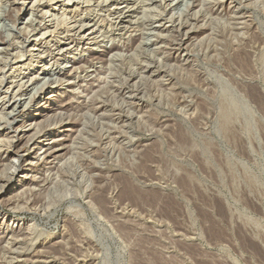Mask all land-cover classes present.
I'll return each instance as SVG.
<instances>
[{"label": "rangeland", "instance_id": "374dc122", "mask_svg": "<svg viewBox=\"0 0 264 264\" xmlns=\"http://www.w3.org/2000/svg\"><path fill=\"white\" fill-rule=\"evenodd\" d=\"M110 3L0 0V99L59 156L23 145L0 183V264H264V0H152L164 26L135 11L127 31ZM1 102L5 178L22 118Z\"/></svg>", "mask_w": 264, "mask_h": 264}, {"label": "bare ground", "instance_id": "6f19581e", "mask_svg": "<svg viewBox=\"0 0 264 264\" xmlns=\"http://www.w3.org/2000/svg\"><path fill=\"white\" fill-rule=\"evenodd\" d=\"M74 0H69V2H73ZM97 1V0H96ZM108 1H111L110 5L109 6H113V8L111 9L112 10V14L111 16L113 17V20L115 21V24L113 26H116L117 28H119L120 30H123V31H127L128 29V26L129 24H132V20L130 19V13L132 14H137V12H140V14H142V20L144 23H146V25H148L147 22H152V24L154 23H160L159 26H164L163 23L165 22L166 20V16L163 15L161 13L160 14H157L155 12V8H153V6H149V5H144L145 2L148 3V1H152V0H139L141 2V4L143 3V7H139V3L137 1H134V0H105V2H108ZM100 2V1H99ZM9 3V2H8ZM151 3V2H150ZM166 4V3H165ZM164 4V5H165ZM168 7V6H167ZM166 7V9H167ZM222 7V6H221ZM110 8V7H109ZM261 8V7H260ZM158 9V8H157ZM161 9V8H160ZM219 9V8H218ZM263 10V9H262ZM261 10V11H262ZM94 11V10H93ZM108 11V10H107ZM137 11V12H135ZM183 11V10H181ZM43 12V11H42ZM158 12V11H157ZM218 12V11H217ZM134 16V15H133ZM69 17V16H68ZM157 17H160L162 18L161 21H155ZM179 17V16H178ZM109 18V17H108ZM180 18V17H179ZM219 18V17H218ZM65 19V17H64ZM168 19V18H167ZM171 19L173 20H170L168 19V21L170 20V23L173 24V26L175 28L178 29V32L180 31H185V34L186 35V39L185 38H180L177 40V46L180 47V49L178 50H184L185 47L188 46V38H189V30L187 31L186 28V25L183 23V21L181 19H176L171 17ZM248 19V18H247ZM135 22V20H134ZM222 22V21H221ZM77 25L74 26V28L77 29V33L79 35V43H81L82 41H86L87 37L89 34H87V32H89L90 29H92V32L91 34L94 33V28L95 27H98L97 25V22L94 20H92L91 18H86V19H82V20H79L77 23ZM166 24V23H165ZM132 26V25H131ZM145 26V25H144ZM154 26V25H153ZM226 26V25H225ZM191 27V26H190ZM114 29V28H113ZM117 30V29H116ZM131 30V29H130ZM142 30V29H141ZM155 30V29H154ZM33 32V31H32ZM44 32V31H43ZM136 33V30H132L131 32V36H132V39L133 41H136V47H138L139 45H142L140 41V39H134V38H137V36L139 35H134L133 34ZM27 33V32H26ZM161 33V32H160ZM181 35V33H180ZM135 36V37H134ZM160 36V35H159ZM140 37V36H139ZM184 37V36H183ZM130 38V37H129ZM191 39V38H190ZM77 41V40H76ZM145 41V40H144ZM161 42V41H160ZM143 43V42H142ZM138 44V46H137ZM133 45V44H132ZM135 46V45H134ZM140 47V46H139ZM59 52L60 51H63L64 48L61 50V48H59ZM120 48L119 46H112L110 49L107 50V54H111L112 55V58H116V57H119L121 56L123 53L122 52H119L121 53V55L118 53V51H120ZM138 49V48H137ZM67 50V49H66ZM186 50V49H185ZM65 51V50H64ZM123 51V50H122ZM130 52V51H129ZM133 53V51H132ZM126 55V54H125ZM124 56V55H123ZM133 56V55H132ZM140 58V57H139ZM15 61V60H14ZM130 63L133 64L134 60L131 58L130 56ZM143 62V61H142ZM123 64V63H122ZM142 65V64H141ZM106 66V64H105ZM125 66V65H124ZM128 66V65H127ZM133 66V65H132ZM124 68V67H123ZM122 68V69H123ZM148 69V67H147ZM2 71V70H1ZM61 72V71H60ZM59 72V73H60ZM123 72V71H122ZM129 72H132L133 75H136L134 76V79L137 78L138 73L136 72V70L134 71L133 69H130ZM150 72V71H149ZM131 73V74H132ZM141 73V72H140ZM152 73V72H151ZM64 75H66V72L63 73ZM67 76V75H66ZM105 77V76H104ZM132 78V77H130ZM133 78L131 80H129V82H132L134 80ZM3 84V82H2ZM1 84V86H2ZM5 84V83H4ZM10 84V83H8ZM25 85V84H23ZM89 85V84H88ZM135 86V85H134ZM136 87V86H135ZM3 88V87H2ZM20 88V87H19ZM131 88H133V86H131ZM14 89V88H13ZM129 88H126L122 91L123 95H127V94H130L131 93V90H129ZM137 89V88H136ZM20 90V89H19ZM15 91V90H14ZM14 91H11V87H8L7 88V91L5 93V97H2L3 99H0L2 100L3 104H4V108L7 109L9 111L8 115H14L15 113H17V115L13 116L12 117V123H14L17 118L20 116L22 118V123L21 125L17 126L14 130V135L11 137V140L10 142L8 143V147L7 149L8 150H12L14 151V154L11 156V155H5L4 157H2L3 159L5 160H10V162L12 163V165L10 166L11 169L8 173V175H6V177L4 178V176L0 174V183L1 182H4L5 184H10V182L13 181L14 177H16L19 173H20V169L22 167V164L24 162H26L27 160L25 159V157L23 155H21V149H22V146L23 145H28L30 146L31 148H37L39 147V151H42L43 150V153L40 155L42 157V155L46 156H50L51 158L53 157L54 160H57L58 159V155H57V151L54 149L53 146H51V144H46V141L50 140L49 137H50V133L48 132V129H43L42 127V124L41 123H37V116H35L33 113H24V109L20 111V108L22 107L20 104H21V101H19L18 99L21 98L20 95L18 94V92H14ZM16 91H18L16 89ZM134 91V90H133ZM3 93V92H2ZM136 93V92H135ZM134 93V94H135ZM139 93V92H138ZM22 94V93H21ZM133 94V93H132ZM141 94V93H140ZM1 102V103H2ZM63 105V104H62ZM62 105H61V108H62ZM116 105V104H115ZM85 106V105H84ZM87 107V106H86ZM23 108V107H22ZM60 108V107H59ZM60 108V109H61ZM65 108V107H64ZM100 108V107H99ZM104 108V107H103ZM88 110V109H87ZM100 110V109H99ZM104 110V109H103ZM88 113V112H87ZM96 113V112H95ZM90 114V113H89ZM120 116V115H119ZM5 117V116H4ZM125 117V116H124ZM128 119H130V117L128 116L127 117ZM5 119V118H4ZM119 119L122 120V117L120 116ZM132 120V118H131ZM11 122V121H10ZM36 122V123H35ZM137 122V121H136ZM35 124V125H34ZM32 126H37V129L34 130L32 134H30L28 136V138L24 141L25 139V136L24 134V130L26 129V127H32ZM11 128H14V126L12 125ZM10 128V129H11ZM103 129V128H102ZM79 135V134H78ZM37 138H42V140L40 139V141L38 140L37 141ZM7 142V141H6ZM88 142V141H87ZM7 144V143H6ZM53 145V144H52ZM71 146V145H70ZM54 149V150H53ZM5 154V153H4ZM86 154V153H85ZM1 155V154H0ZM2 159V160H3ZM74 159V158H73ZM1 160V159H0ZM7 166V165H6ZM5 168V167H4ZM9 168V167H8ZM6 169V168H5ZM8 172V171H6ZM72 175V174H71ZM89 176V175H88ZM24 179H26L27 175H24L22 176ZM66 187V186H65ZM50 188V187H49ZM54 191V190H53ZM72 195V194H71ZM52 198V197H51ZM27 202V201H26ZM47 207V206H46ZM1 213H0V217H1ZM4 219V218H3ZM5 221V220H4ZM18 223L19 221H14V223ZM9 224V223H8ZM19 224V223H18ZM18 226V225H17ZM20 226V225H19ZM10 227V226H9ZM0 231H1V228H0ZM17 249V248H16ZM10 261V260H9Z\"/></svg>", "mask_w": 264, "mask_h": 264}]
</instances>
